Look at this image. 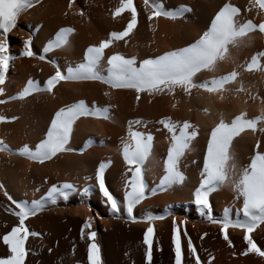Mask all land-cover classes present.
<instances>
[{
    "label": "bare ground",
    "instance_id": "6f19581e",
    "mask_svg": "<svg viewBox=\"0 0 264 264\" xmlns=\"http://www.w3.org/2000/svg\"><path fill=\"white\" fill-rule=\"evenodd\" d=\"M137 23L129 34L113 41L104 50L100 74L106 75L107 56L121 54L137 61L155 57L168 50L185 47L207 30L215 13L229 3L238 9L234 20L238 24L250 21L257 27L247 32L237 47L228 46L224 59L216 62L213 70H201L193 78L194 83H204L237 73L223 90L208 93L192 88H174L159 94L141 93L139 99L131 89L110 88L99 81H59L52 92H34L18 99L20 91L29 80L43 87V82L55 72V61L62 74L69 66L83 62L87 47L106 40L111 32L123 31L131 19L125 10L113 16L120 0H39L22 11L16 24L5 39L9 66L5 82L0 85V142L8 150H0V237L18 226L14 212L16 202L41 200L53 184L71 183L75 191L68 199L47 203L36 215L25 220L29 235L25 239L27 255L24 264H87V232L93 231L95 243L100 248L101 264H145L143 233L147 227L145 216H163L152 221L151 264H174L171 233L173 222L181 243L182 264H264V256L247 252L243 231L239 228L225 230L228 240L220 234L219 224L201 215L192 202V192L201 179L203 155L212 127L222 117L226 122L245 113L246 119L264 115V33L259 25L264 22V10L256 0H148L160 4L164 11H175L184 6L190 11L178 19L154 16L148 19L152 9L145 0H132ZM60 28H71L68 43L45 52V46ZM17 32L14 36L12 33ZM30 40L32 57L21 55L24 40ZM43 55L44 60L37 57ZM253 55L258 56L259 67L247 70ZM83 100L89 108L108 109V119L92 116L79 117L73 124L68 147L71 151L58 153L51 160L39 163L17 154L27 145L34 150L44 137L56 110ZM168 118L173 122L188 121L197 131L196 137L179 161V171L185 177L179 185L157 190L133 210L136 222L130 221L123 211L124 181L130 176L120 154L122 142L129 140V130L151 135L152 149L144 168L146 192L159 185L163 175V159L167 155L171 136L159 123ZM141 121L140 124L129 122ZM264 127L259 121L256 131L245 129L231 143V153L236 163V175L250 163L253 155L264 151ZM191 129H189L190 131ZM259 142V146L257 143ZM105 165L106 189L121 205L118 214H110L106 200L95 182V171ZM210 212L221 220L227 214L230 219L243 220L238 210L240 198L231 182L225 183L209 195ZM225 209L228 212L225 213ZM90 229L81 232L85 219ZM181 221L183 223L181 224ZM249 238L264 251V222L256 225ZM191 241L196 252L194 258L188 250ZM243 253V254H242ZM8 255L7 246L0 240V258Z\"/></svg>",
    "mask_w": 264,
    "mask_h": 264
},
{
    "label": "snow or ice",
    "instance_id": "6c2138e0",
    "mask_svg": "<svg viewBox=\"0 0 264 264\" xmlns=\"http://www.w3.org/2000/svg\"><path fill=\"white\" fill-rule=\"evenodd\" d=\"M39 3V0H0V32L7 33L16 24L18 15L27 8L33 6V3ZM69 6L72 0H68ZM259 7L264 10V0H256ZM146 7L152 9L148 19L154 16H164L168 19H178L190 9L180 6L175 11H164L160 4H149L145 0ZM127 10L131 13V19L120 32H111L106 40H101L98 45L89 46L84 52L83 62L75 67L69 66L64 69L62 74L55 61H51L55 72L44 82L43 87L29 80L19 92L18 99H23L34 92L51 93L54 86L61 80L64 81H99L115 89H131L136 93L137 99L140 94L148 93L159 94L167 90L170 94L174 88H183L185 93L190 89H204L208 93H214L223 90L224 85L234 80L237 76L235 71L206 81L204 83H194L193 78L201 70H213L219 59L225 58L228 46L237 47L241 42L239 38L247 32L252 31L257 26L250 21L238 24L234 17L238 14V9L229 3H224L211 19L210 25L198 39L185 47L174 50H168L155 57L144 58L139 61L135 57L125 58L121 54H112L107 56L106 75L100 74V66L104 57V50L115 40L119 41L127 36L137 23L136 11L132 0H120V6L115 9L113 16ZM259 31L264 33V22L259 26ZM71 28H60L54 38L45 46L44 51L48 52L53 48H59L68 43ZM24 51L22 56L32 57L33 52L30 49V40L23 42ZM264 56V52L258 54ZM44 60V56L37 57ZM10 56L7 54V44L5 39H0V85L5 82V73L8 69ZM259 67L258 56L253 55L247 70H253ZM2 92V89H0ZM3 103V101H0ZM82 116H92L94 118L108 119L107 108H97L93 105L91 108L86 106L83 100L66 105L56 110L51 118L50 125L44 137L35 145L34 150L27 145L23 146L17 154L27 157L30 160L43 163L51 160L58 153L71 151L68 147L69 137L73 129L74 122ZM4 118L0 117V121ZM264 124V115L253 119H246L245 113L240 112L234 116L230 122H226L222 117L219 122L212 127L207 147L203 155L202 167L200 170L201 179L199 184L192 192V202L196 206L197 212L206 215V218L219 224L220 234L225 240V230L229 227L239 228L243 231V240L247 244V252H254L259 256H264V251L257 248L249 233L253 231L256 225L264 222V151L257 152L252 156L250 163L239 170L236 175V163L231 153V143L234 137L240 135L245 129L256 131L257 122ZM140 124L141 121L129 122ZM157 123L161 124L170 134V145L167 149V155L163 159V175L159 179V185L152 188L151 192H146L144 182V165L148 160L153 137L145 135L142 132L129 130V140L122 142L120 154L126 165V171L130 176L124 181L125 191L123 194V211L127 218L133 223L136 218L133 216L134 208L145 199L146 195H155L157 190H164L173 185L181 184L185 177L179 171V161L189 149L191 142L197 135L196 129L188 122L182 124L173 122L168 118L161 119ZM189 129H191L189 131ZM264 132V127L260 128ZM259 146V142L257 143ZM0 150H8L0 142ZM103 163L95 171L96 186L102 197L106 200V205L110 214H118L121 205L114 196L106 189L104 182ZM231 182L234 192L242 198V206L238 210L243 214V220H233L226 214L223 219L213 218L210 212L209 195L225 183ZM75 191L71 183L53 184L48 188L44 197L38 201L16 202L15 207L18 211L13 215L18 218V226H13L10 231L0 237L3 244L7 246L8 255L0 258V264H24L27 250L25 248V239L31 236H37L35 232L29 233L25 220L28 217L36 215L38 211L45 207L46 202L55 204L58 199L67 200L69 193ZM228 209H225V213ZM163 219V216L148 215L144 222L147 227L143 233V245L145 246L144 260L145 264H151L152 243L151 238L154 233L152 225L153 220ZM183 221H181V224ZM91 225L86 218L81 227L83 233L85 229H90ZM95 233L87 232V264H101L100 248L95 243ZM172 252L174 255V264H182L181 243L177 233L175 221L173 222L171 233ZM188 250L192 256L196 257V252L191 241L188 242ZM243 254V253H242ZM196 264H200L196 259Z\"/></svg>",
    "mask_w": 264,
    "mask_h": 264
},
{
    "label": "rangeland",
    "instance_id": "374dc122",
    "mask_svg": "<svg viewBox=\"0 0 264 264\" xmlns=\"http://www.w3.org/2000/svg\"><path fill=\"white\" fill-rule=\"evenodd\" d=\"M12 34H13L14 36H16V35H17V32H13Z\"/></svg>",
    "mask_w": 264,
    "mask_h": 264
}]
</instances>
